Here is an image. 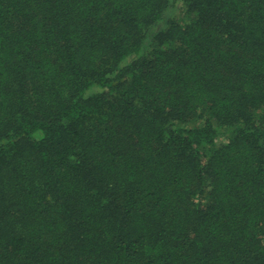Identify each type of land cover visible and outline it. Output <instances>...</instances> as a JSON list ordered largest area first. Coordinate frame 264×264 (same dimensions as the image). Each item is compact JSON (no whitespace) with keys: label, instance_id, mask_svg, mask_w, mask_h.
Listing matches in <instances>:
<instances>
[{"label":"trees","instance_id":"1","mask_svg":"<svg viewBox=\"0 0 264 264\" xmlns=\"http://www.w3.org/2000/svg\"><path fill=\"white\" fill-rule=\"evenodd\" d=\"M0 264H264V0H0Z\"/></svg>","mask_w":264,"mask_h":264},{"label":"rangeland","instance_id":"2","mask_svg":"<svg viewBox=\"0 0 264 264\" xmlns=\"http://www.w3.org/2000/svg\"><path fill=\"white\" fill-rule=\"evenodd\" d=\"M175 18L176 20H178V22L180 23H189L191 22V17H189L186 13H184L183 11H178L176 14H175ZM226 140V138L224 136H222L220 139H219V142H224Z\"/></svg>","mask_w":264,"mask_h":264}]
</instances>
